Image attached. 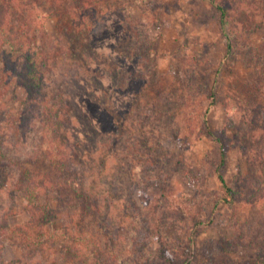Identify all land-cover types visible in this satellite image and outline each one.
Masks as SVG:
<instances>
[{
  "label": "rangeland",
  "instance_id": "374dc122",
  "mask_svg": "<svg viewBox=\"0 0 264 264\" xmlns=\"http://www.w3.org/2000/svg\"><path fill=\"white\" fill-rule=\"evenodd\" d=\"M5 1L9 10L15 7L8 25L24 19L20 4L32 7L24 12L31 26L26 36L42 29L48 37L35 44L21 38V43L34 51L43 47L52 67L42 74L40 88L31 89L14 72L21 59L0 69V264H168L167 258L171 264H264V107L241 112L226 103L236 83L244 86L250 74L264 71V62L247 65L241 58L244 48L222 61L225 45L216 9L206 0L0 3ZM246 2L252 14L264 7V0ZM224 3L233 15L230 22L237 24V0ZM252 23L259 25V18ZM262 24L250 34L260 54ZM235 42L248 44L243 29ZM4 55L0 43V58ZM148 65L160 83L150 77ZM159 84L174 99L190 94L183 97L189 116L192 109H206L211 129L224 144L223 164L217 142L197 136L180 116L170 130L165 119H155L157 92L146 88L158 89ZM138 94L142 104L154 106L148 112L143 105H132L135 111L127 114ZM109 100L115 113L103 105ZM45 104L69 119L63 142L68 165L50 174L66 191L58 201L60 217L42 224L37 208L55 204V189H36L37 199L28 202L15 184L19 164L37 175V183H48L41 174L50 153L41 123ZM140 110L147 111L141 136L134 128L139 129L135 118ZM246 123L250 128L238 133L235 128ZM218 171L239 188L231 202L219 200ZM73 179L82 180L99 208L95 218L79 217ZM227 241L230 245L223 248Z\"/></svg>",
  "mask_w": 264,
  "mask_h": 264
},
{
  "label": "trees",
  "instance_id": "16d2710c",
  "mask_svg": "<svg viewBox=\"0 0 264 264\" xmlns=\"http://www.w3.org/2000/svg\"><path fill=\"white\" fill-rule=\"evenodd\" d=\"M206 1H208L209 4L213 8H215L216 11L218 12V26H219L220 33H221V38L225 45V54H224L222 61H224L225 59L227 60L234 54L240 55V52L244 48L245 57H241V58L245 63L248 62L247 65L253 62H257L259 60L264 62V53L260 54L261 48L254 46L250 38L251 32L257 29L261 23H263L262 25H264V7L259 5L257 8L260 10V13L256 12V14L255 13L252 14L251 9H250L252 7H248L246 0H237L238 6L236 5L237 7L235 8L234 14L236 15V17H239V20L237 21V24H235V23L230 22V19L233 15H231L230 11L228 10L229 7L224 3L226 0L225 1L206 0ZM0 4L6 5V7L0 6V43L2 46L3 52H5L6 54L0 58V69L4 68L5 70L9 62L15 63L17 59H21L20 69H17L14 72H16V75L22 79V82L29 89L40 88L42 74H45L52 67V63L48 61L49 58L47 57V52L44 50L43 47L38 48L40 51H34L33 48L30 47V45H27V49H25L24 48L25 44L23 45L21 43V38H24L27 41V43L32 42L33 44H35L36 40H40L41 42H44L45 41L44 39L47 38L48 36L46 32L42 29H40L41 31H39L36 36H32L31 38L26 36L31 26L29 22L25 20L26 17H28V15H24V12L26 11L27 13V11H32V7L26 6V3L20 4L22 8L18 9L20 12L19 16H25L24 19L23 18L22 20L19 19L16 22L10 23V25H8L7 17L8 15H11L13 14V12H15L13 10L15 9V7H12L9 10L8 9L10 5L9 1H5ZM72 4H74L73 1H72ZM74 11L77 14V11L75 8H74ZM54 15L57 16L56 14ZM58 17H59L58 20L62 19L60 15H58ZM255 17L259 18V21H260L259 25H256L257 23L255 24L252 23L253 18ZM60 25L61 24H59V26ZM60 29L63 30L65 28L60 27ZM242 29H243V33H247V43L248 44L244 45L245 47H239V45L235 42V38L238 36V32ZM38 36L40 37V39L37 38ZM16 45L18 46L16 47ZM9 57H11V59L8 60L7 58ZM193 57L196 58V54H194ZM13 58L15 59L13 60ZM260 61L257 62L256 64L260 63ZM148 62L149 61H146V64H148ZM221 67L222 66L219 65L217 69L218 72L220 71ZM148 71L152 72L150 77L154 79L153 81L156 83H160L159 79L161 77H159L154 72V67L152 70V65H148ZM191 73L193 76L194 74L192 71ZM249 76H251V78L243 82L244 86L242 85V87H238L236 83V87L234 86V88L236 89L232 91V96L231 95L229 96V99H228L229 103L228 101L226 102L228 106L234 111L243 112L246 109V110H250V112L253 113L252 111L253 108L264 107V71H260V72L255 71V73H252ZM193 78L195 77L193 76ZM261 78H262V81L261 80L259 81V79ZM3 80H4V76L1 78V81ZM181 81H183V79ZM2 84L3 83L0 82V86ZM203 85L204 84H199L201 88H205V86ZM190 86L191 85L189 84L188 88ZM214 88H215L214 85H212L211 86V96H213L214 94ZM146 89H149V90L151 89V92L153 90L157 92L156 93L157 101L155 102L156 103L155 107L152 110H154V112L156 113L155 119H165L164 125L167 128L166 130H170V127H169L170 123L172 121H175L177 119V116H180V118L183 119L184 124L193 125L195 129H192L190 131L196 130L197 136L210 137L217 142L218 153H219V163L223 164L225 156H226L224 144H223L222 139L216 136L215 132L211 129L209 122H208L206 109L203 112L202 111L195 112V110L192 109L190 116H189L187 112L188 107L185 101L183 100V97L189 98L190 94L184 93L181 97L182 100H178V99L172 98L171 93H166L164 90H162V86L160 84L158 85V89H155L153 86L147 87ZM0 90L2 89L0 88ZM146 94L151 95V93L149 92H147ZM140 95L141 94L136 95L135 97L136 100L131 103L130 105L131 107L126 112L127 114L131 113L132 111H135L133 110L132 105L134 106L143 105L144 108H146V110H149L148 107L154 106V103H149L148 101L146 102L144 101V104H142L141 101H143V97H141ZM250 96H254V98ZM171 102H173L172 107H171ZM103 105L106 107L105 109L109 110L112 113H115L113 109L114 107L111 105L110 100L105 101ZM53 108H54L53 105H51V107L47 104L42 106V119H41L42 127L44 128L45 133L49 137L48 149L50 153H49V158H48V164L41 173L42 176H44V178L48 181V183H45L46 181L44 180L41 183L40 182L37 183L36 182L37 175H35L34 177L31 176V174H29L30 170L26 168L24 165L19 164L18 165L19 177L17 180V184H15V187L18 190L22 191L23 198L26 199L28 202H33L35 199H37L36 189L45 190L46 189L45 186L47 185L55 189V191L57 192V194L55 195L56 201H52V202H55V204L45 203L40 208H37L38 209L37 212H39V214L37 215L39 219L38 221H41L42 224L46 222H50V223L55 222L59 219L60 215L58 214L59 212L58 209L61 203H59L58 201L63 199V196H65V192H66L63 190L62 187H61L62 189L59 188L60 186H62V183H59V181H56L53 179L50 180V174L56 168H59L61 171H63L64 169H66V166L68 165L66 152H64L65 150H63L64 149L63 147H65L64 145L65 143L63 142L66 141L64 138L67 136L66 134L68 130L69 119L65 118L64 115H61L60 112H57V110ZM146 110L145 111L140 110L136 112L138 116L135 119L137 122H139L138 124L139 129L135 127L136 125L134 126V128L140 136H141L140 133L144 131L142 129L143 125L141 121L143 120V116L147 112ZM150 111L151 110H149L148 112ZM191 117H194V119H192ZM123 118H126V117H123ZM244 127L250 128L249 123L238 125L235 129L238 130V133L239 132L241 133ZM166 130H164V132ZM144 133L145 131L142 132V134ZM244 138L245 137H243V135L242 137H240V144L243 148H244V143H245ZM127 150H129V147ZM0 151H1V148H0ZM36 174H39V173H36ZM217 177L221 183V188H222V193L219 196V200L224 201V202H231L229 200L234 199L235 194L238 192L239 188L237 189L236 185L233 183L228 184L220 172L217 173ZM244 179L246 180L247 176H245ZM72 183L74 184L73 192L77 196H79V204L81 207L80 212H79V217H81L82 219L88 218L91 216L95 218L96 215L94 213L98 212L99 208L96 206V203L93 200V198H91V195L87 194L86 189L83 187L82 180L73 179ZM66 186L68 187V184L64 183L63 187H66ZM242 197L245 200L248 198L245 195H243ZM156 220L157 219H155V221ZM155 230L156 231H153V232L159 235L160 232L158 231V229L155 228ZM82 234L83 236H87L85 232H82ZM91 236L93 237V234ZM230 243L231 241L224 242L223 248H227V246H229ZM161 244L162 246L164 245L163 241H161ZM86 256L88 257V255ZM166 262L168 264H171L172 261L167 258Z\"/></svg>",
  "mask_w": 264,
  "mask_h": 264
}]
</instances>
